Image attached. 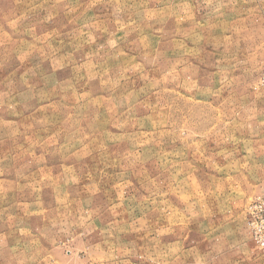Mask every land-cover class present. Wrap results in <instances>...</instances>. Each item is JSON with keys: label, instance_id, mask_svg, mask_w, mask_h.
Instances as JSON below:
<instances>
[{"label": "rangeland", "instance_id": "rangeland-1", "mask_svg": "<svg viewBox=\"0 0 264 264\" xmlns=\"http://www.w3.org/2000/svg\"><path fill=\"white\" fill-rule=\"evenodd\" d=\"M264 0H0V264H264Z\"/></svg>", "mask_w": 264, "mask_h": 264}, {"label": "built area", "instance_id": "built-area-1", "mask_svg": "<svg viewBox=\"0 0 264 264\" xmlns=\"http://www.w3.org/2000/svg\"><path fill=\"white\" fill-rule=\"evenodd\" d=\"M247 216L251 239L264 253V196L252 199Z\"/></svg>", "mask_w": 264, "mask_h": 264}]
</instances>
